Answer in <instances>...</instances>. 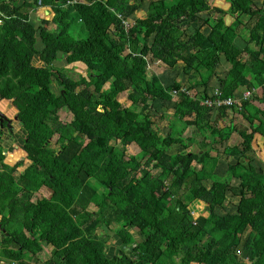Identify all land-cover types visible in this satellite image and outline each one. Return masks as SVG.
I'll list each match as a JSON object with an SVG mask.
<instances>
[{
    "label": "trees",
    "instance_id": "16d2710c",
    "mask_svg": "<svg viewBox=\"0 0 264 264\" xmlns=\"http://www.w3.org/2000/svg\"><path fill=\"white\" fill-rule=\"evenodd\" d=\"M145 2L0 0V100L17 109L26 135L9 156H23L16 165L4 162L0 148V263L40 264L50 247L42 264H264V168L249 158L264 152V107L242 100L213 110L200 102L213 89L234 98L261 88L264 103V0H231L228 10L210 0H149L145 17L127 27ZM39 6L55 16L36 26L30 10ZM245 20L253 25L241 49L235 41ZM61 58L86 75L57 67ZM222 60L230 69L212 89ZM158 63L183 66L190 87L176 80L165 87L150 73ZM159 101L175 104L167 133L152 115ZM229 111L247 126L226 123ZM234 134L241 143L224 152L237 160L221 177L212 148ZM43 187L51 196L34 200ZM228 193L240 198L236 210L216 214ZM195 201L210 210L196 218L189 209ZM105 227L121 246L113 257L99 232L110 238ZM133 245L129 254L122 250Z\"/></svg>",
    "mask_w": 264,
    "mask_h": 264
},
{
    "label": "rangeland",
    "instance_id": "374dc122",
    "mask_svg": "<svg viewBox=\"0 0 264 264\" xmlns=\"http://www.w3.org/2000/svg\"><path fill=\"white\" fill-rule=\"evenodd\" d=\"M222 2H230L231 0H221ZM217 2V0H210V3L211 4H215ZM148 3H149V0H146V2H145V4H143L144 6H142V8L144 9V7H146L147 5H148ZM221 6V5H220ZM228 7H226V10H228L229 9V3H228V5H227ZM228 8V9H227ZM143 13H140V19H142L143 18V15H142ZM200 16H202V17H204V18H207L208 17V12H200ZM138 19H139V17H138ZM233 20H235L234 19V17L232 18ZM136 14H135V16L134 17H132V18H130L126 23H125V25L127 26H129V25H133L135 22H136ZM246 21V24H248L247 25V27H246V25H241L240 26V28H239V30H238V33H239V39H238V42H239V46H240V48H242L243 49V47H245L246 46V37L248 36V29L247 28H250V27H252V25H253V23L252 22H250V21H247V20H245ZM200 24H203V23H200ZM74 25L77 27V29H78V26H79V24H77V23H74ZM206 27H208V26H206L205 25V27L204 28H206ZM51 28H55V25L54 24H51ZM194 31V30H193ZM243 35H245V38H243ZM82 36L84 37L85 36V34H82ZM242 40V41H241ZM58 62H61V63H57L58 65H56L57 67H59L60 69H63V68H66V70H67V73L69 74V75H71V76H73L74 78H78V76L79 75H86L85 74V70H84V66H81V65H79V64H76V65H67V63L64 61V59L63 58H61L60 60H58ZM222 64L218 67V68H220V70H221V72L223 73L224 72V70H226L227 68L225 67L227 64L225 63V60H222ZM154 65H157V64H154ZM154 65H151V69H150V73L151 74H153V71H155L156 73H158L159 74V76H160V79L162 80L161 82L165 85V87H168L173 81H174V79L175 80H177V77H178V75L179 74H181V72H182V68L181 69H172L173 71H171V69H169L166 65H159V66H157L155 69L153 68V66ZM67 66V67H66ZM228 66V65H227ZM152 69H154V70H152ZM169 69V72H167V70ZM173 73L175 74V78H173ZM187 85V84H186ZM188 86V85H187ZM54 88H55V91L56 92H58L59 91V87H56V85H54ZM261 88H258V89H256L255 91H253V94H252V98H250V100H254V102H255V104L256 105H258V106H260L261 108H263L264 107V103H263V99H262V96L261 97H258V95L256 94V91H258V90H260ZM198 90H200V89H198ZM262 90V89H261ZM121 102H122V104H124V105H126V106H129L130 105V103L125 99V97H122L121 98ZM164 104L166 105V106H164L163 105V102H155L154 103V106H153V112H152V115H154V120L157 122V124H158V122H160V129L161 130H163V131H161V132H167V131H170V129H169V127H170V122H171V120L173 119V117H172V114H173V107L175 106V104L173 103V102H164ZM0 109L3 111V112H5L6 114H7V116L8 117H10V118H12V119H14L15 118V110L13 111V109H12V104H11V102L10 101H7V100H2V101H0ZM164 112H166V117L163 119V121H159V119H160V116H159V114H164ZM231 116L233 117V118H235L234 119V121H235V123L237 124V126L238 127H241V126H247V123L242 119V118H240L239 117V115L238 114H236L235 115V113H231ZM61 118H62V120L63 121H65V122H69L70 121V114H68V113H66V112H63L62 114H61ZM14 132L16 133V138H17V140H19V142L17 143V142H14V145H11V147L10 148H12V149H10V153L9 154H6V158H5V163L6 164H8V165H10V166H13L16 162H11V160H10V155L13 153V152H16V151H21V150H19V147L17 148V146L19 145V146H21V144L23 143L22 142V140L24 139V135H25V133L20 129V127H19V125L17 124V123H14ZM229 140V139H228ZM227 140V141H228ZM255 140H256V142H254V144H255V146L256 147H258V148H260L261 149V146H262V142H261V140H260V138L259 137H256L255 138ZM22 142V143H21ZM239 142L241 143V138H239L238 137V143L237 144H239ZM20 143V144H19ZM11 144H12V142H11ZM7 146V145H6ZM7 147H9V146H7ZM52 148L53 149H57V148H59V144L56 142V139H54L53 141H52ZM176 147H174L172 150H174ZM176 150V149H175ZM190 151H193V152H199V150L197 149V148H190L189 149ZM216 151V152H215ZM214 152V154L212 153V155L214 156V157H219V159H227V158H229L227 161H225V162H223L222 164H221V167H220V169L218 170V175H220L221 177L222 176H225L226 175V169H227V166H229V164H231V163H235L236 162V160H237V157H228L227 155H226V153L224 152V150H222L221 152L219 151V150H215ZM128 154L129 155H131V154H134V149L130 146L129 148H128ZM249 158L252 160V163L258 168V169H263L264 168V152L263 151H260V153L257 155L256 153H250V156H249ZM31 164V162L30 161H26V163H25V166L24 167H21V168H19L18 169V172H20L21 170L23 171V168H26L27 166H29ZM228 164V165H227ZM166 180H169L168 178H166V177H164ZM207 182H209V184H207V185H209V186H211V180H206ZM206 181L204 182V183H206ZM238 184H240L239 183V180H236V179H233V181H232V183H231V185L232 186H236V185H238ZM208 187V186H207ZM51 196V193H50V191L46 188V187H44V188H42L36 195H35V197H34V200L35 199H40V198H49ZM239 201H240V198H237V197H233L232 195H231V193H228V201H227V203H226V206H225V209H221V208H217L216 210H215V213L216 214H219V215H223V214H225V213H227V212H234L235 210H236V205L239 203ZM199 205V206H198ZM196 206H198L197 207V210H199L198 211V213L199 214H203L204 212H205V210L203 209L204 208V206H203V208H202V205L200 206V204L199 203H196V201L195 202H193V203H191L190 205H189V209H190V211L191 212H194V210H195V208H196ZM91 209H93V210H96V207L95 206H92L91 207ZM195 217H198L197 216V214L195 213V215H194ZM0 222H5V218L4 217H0ZM116 227L117 226H115V225H113L112 227H111V230L112 231H114L115 229H116ZM111 231V232H112ZM99 232H100V234L103 236V237H105V238H107L106 240H107V246H108V248H107V253H108V256L109 257H113L116 253H119V249H118V247H117V241L115 240V238H114V235L113 236H110V238H108L106 235H105V233L104 232H102V230H99ZM131 232L136 236V238L138 239V240H140L141 238L139 237V235L137 234V232H136V230H131ZM3 237V233H2V230H0V240H1V238ZM119 244V243H118ZM50 252H51V249H50V247H46L45 248V251L42 253V255H41V258L39 259V262H40V264H42L43 262H45L48 258H49V256H50ZM0 264H6V263H0Z\"/></svg>",
    "mask_w": 264,
    "mask_h": 264
},
{
    "label": "crops",
    "instance_id": "0c3cea01",
    "mask_svg": "<svg viewBox=\"0 0 264 264\" xmlns=\"http://www.w3.org/2000/svg\"><path fill=\"white\" fill-rule=\"evenodd\" d=\"M15 1H17L18 2V5H21V4H23L25 1L28 3V4H31V3H33V1L34 0H15ZM228 3H229V5H230V2H222L221 0H217V2L214 4V6H217V7H221V8H223V9H226V7H228L227 5H228ZM221 5V6H220ZM29 6V5H28ZM147 9H148V5L146 6V7H144V9L142 8L141 10H139L138 12H136L135 14H136V19H138V17H139V19H140V13H143L142 15H143V18L145 17V15H146V13H147ZM228 9V8H227ZM54 16H55V13L52 11V9L51 8H49V7H42V6H39V7H31V10H30V18H31V20H32V22H34L35 23V25L36 26H38V25H40V23H41V21H44V20H48V21H52L53 20V18H54ZM225 20H226V22H227V24L228 25H231V24H233V22H234V20L232 19V17L231 16H226L225 17ZM193 27L190 29V33L193 31ZM210 30V27L208 26V27H206V28H202V31L204 32V33H207L208 31ZM238 39H239V37L236 39V41H235V43H236V45L238 46V47H240L239 46V42H238ZM242 41V40H241ZM40 45H42V42L40 41ZM247 45V44H246ZM246 47V46H245ZM245 47H243V49L245 48ZM242 49V48H241ZM65 61V60H64ZM66 62V61H65ZM59 63H61V62H56V65H58ZM223 63V62H222ZM226 63V62H225ZM34 64L36 65V66H42L43 64H42V62L40 61V60H37V58L34 60ZM227 65L225 66L227 69L226 70H224V72L222 73L221 72V70H220V68H218L217 69V72H216V75L212 78V80H211V84H210V86H211V88L213 89V88H217L218 87V81H219V79H221V78H224L225 77V74H226V72H228V70L230 69V66H229V64L228 63H226ZM159 65H163V64H161V63H158L157 65H154L153 66V68L155 69L157 66H159ZM152 67H150V69H151ZM181 69L182 68V72H181V74H179L178 75V77H177V80L176 81H178V82H180V83H182V85L184 86V87H190V81H189V78H188V76H186L185 74H184V72H183V66H178L177 68H174V69ZM154 69H152V70H154ZM171 71H173L172 69H171ZM167 72H169V69L167 70ZM153 73L154 74H157V76H159V74L158 73H156L155 71H153ZM173 78H175L176 76H175V74L173 73ZM159 78H160V76H159ZM161 80V79H160ZM162 81V80H161ZM174 81H175V79H174ZM188 86H187V85ZM262 93H263V91L260 89V90H258V91H256V94L258 95V97H261L262 96ZM244 94H246V92H237L236 93V95H235V99L237 100V102L239 103V102H241L242 101V97H243V95ZM253 94V93H252ZM250 98H252V96L250 97ZM241 100V101H240ZM5 101V100H4ZM160 103H161V101H159ZM237 103V104H238ZM163 105H164V103H163ZM12 109H13V111L15 110L16 112H15V114H17V109H15L14 107H13V105H12ZM231 113H232V111H229L228 113H227V119H225V122L226 123H231L232 121H234V119L235 118H233L232 116H231ZM215 114H216V112H214V118H215ZM16 117H17V115H15ZM158 125L160 126V122H158ZM222 125H223V123H222ZM20 127V126H19ZM21 129V128H20ZM22 130V129H21ZM23 131V130H22ZM163 131V130H162ZM24 132V131H23ZM168 132V131H167ZM167 132H164V133H167ZM25 133V132H24ZM24 136H26V135H24ZM238 135L237 134H234V135H232V137L231 138H229V140L228 141H226V142H224L223 143V145H218V146H216L215 145V147H213L212 148V153L214 154L216 151L215 150H219L220 152L222 151V150H225L226 148H230V147H234L235 145H237V143H238ZM9 146V147H7V146ZM11 141L10 142H8L7 144L5 143L4 144V146H5V148H4V155H5V157H6V154H9L10 153V147H11ZM20 150V149H19ZM215 151V152H214ZM23 152V151H22ZM24 153V152H23ZM229 158H227V159H224L225 161H227ZM20 160H22L21 158L14 164V165H16ZM223 159H219V164H218V167H217V169H216V173L217 174H219L218 173V170L220 169V167H221V164L223 163V162H225ZM4 162H5V160H4ZM8 165V164H7ZM11 165V164H10ZM13 165V166H14ZM228 165V164H227ZM230 165V164H229ZM228 167L229 166H227V169H226V171L225 172H227V170H228ZM26 168H23V171L25 170ZM22 171V170H21ZM20 171V172H21ZM19 172V173H20ZM212 183V182H211ZM206 186H208V188H210L211 186H212V184H211V186H209V185H207V184H209V182H207L206 181V183H204ZM44 188V187H43ZM196 203H199L200 204V206L202 205V208H203V206H204V204L202 203V202H200V201H196ZM199 206V205H198ZM198 206H196V208H195V210L194 211H196L197 212V207ZM205 208V207H204ZM201 214H197V216L199 217ZM197 218V217H196Z\"/></svg>",
    "mask_w": 264,
    "mask_h": 264
},
{
    "label": "built area",
    "instance_id": "2783aa9c",
    "mask_svg": "<svg viewBox=\"0 0 264 264\" xmlns=\"http://www.w3.org/2000/svg\"><path fill=\"white\" fill-rule=\"evenodd\" d=\"M0 23H2V21H0ZM182 92L188 94L193 99L195 98V95H196L195 91L190 92L188 91L187 88H184ZM252 93L253 92H246V94L243 95L242 100H250ZM174 94H176L175 91H174ZM200 102L202 105L207 106L208 108H211L213 110H218L219 108H222V107H231L238 103L235 98H223L221 92L218 89H213L209 97L206 99H201ZM192 213L193 215H195L194 212Z\"/></svg>",
    "mask_w": 264,
    "mask_h": 264
},
{
    "label": "flooded vegetation",
    "instance_id": "af4514ba",
    "mask_svg": "<svg viewBox=\"0 0 264 264\" xmlns=\"http://www.w3.org/2000/svg\"><path fill=\"white\" fill-rule=\"evenodd\" d=\"M0 101H2V100H0ZM0 112L2 114H5V116H7V114L5 112H3L1 109H0ZM8 119L12 120L11 125L8 124V120H6V119L3 120V118L0 116V148L3 150V152H4V148H5V146H4L5 143L7 144L8 142L11 141L12 145H14V142H17V143L19 142V140H17V138H16V133L14 132V123H17L18 125H19V123H18V121H16L15 119H12L10 117H8ZM24 139H25V137H24ZM24 139L22 140V142L24 141ZM18 147H19V145L17 146V148ZM21 158H23V156ZM113 235H114V233H113ZM117 247H118V249L121 248V246L118 243H117Z\"/></svg>",
    "mask_w": 264,
    "mask_h": 264
},
{
    "label": "water",
    "instance_id": "95a60500",
    "mask_svg": "<svg viewBox=\"0 0 264 264\" xmlns=\"http://www.w3.org/2000/svg\"><path fill=\"white\" fill-rule=\"evenodd\" d=\"M0 116L3 118V120H4V119L8 120V124L11 125V121H12V120H9L8 117L5 116V114H2V113L0 112ZM14 119H15L16 121H18V117H15ZM209 210H210V207H209V206H206V207H205V211H209ZM105 230H107V232L109 233L110 236L113 235V232H111L110 230H108L106 227H105ZM134 247H136V245H133V247H131V248H128V247H126V246H122V250H124L126 253L129 254V253L134 249Z\"/></svg>",
    "mask_w": 264,
    "mask_h": 264
}]
</instances>
